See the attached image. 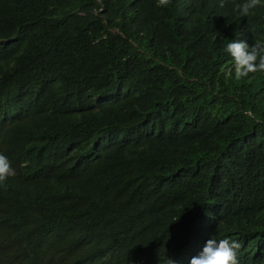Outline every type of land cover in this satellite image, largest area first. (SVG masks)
I'll use <instances>...</instances> for the list:
<instances>
[{
  "label": "trees",
  "instance_id": "1",
  "mask_svg": "<svg viewBox=\"0 0 264 264\" xmlns=\"http://www.w3.org/2000/svg\"><path fill=\"white\" fill-rule=\"evenodd\" d=\"M239 2L0 0V264H190L212 237L264 264V72L224 51L264 7Z\"/></svg>",
  "mask_w": 264,
  "mask_h": 264
},
{
  "label": "clouds",
  "instance_id": "2",
  "mask_svg": "<svg viewBox=\"0 0 264 264\" xmlns=\"http://www.w3.org/2000/svg\"><path fill=\"white\" fill-rule=\"evenodd\" d=\"M170 0H157V7H164ZM220 7L225 6V0H220ZM264 7V0H240L234 7V12L242 17H250L257 8ZM253 33L254 29L249 27ZM224 51L232 58V68L236 79L247 77L249 73L264 72V40L256 39L249 46L245 41L230 40ZM16 170L12 167L8 157L0 153V184L14 177ZM241 243L237 239L221 238L217 240L212 237L208 239L202 251L191 258L190 264H239L238 250ZM188 256L193 253L188 252ZM174 260H168L165 264H175ZM153 264V263H149Z\"/></svg>",
  "mask_w": 264,
  "mask_h": 264
}]
</instances>
